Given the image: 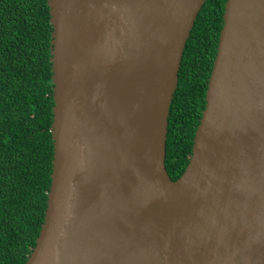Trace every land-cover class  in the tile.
<instances>
[{
  "label": "water",
  "instance_id": "water-1",
  "mask_svg": "<svg viewBox=\"0 0 264 264\" xmlns=\"http://www.w3.org/2000/svg\"><path fill=\"white\" fill-rule=\"evenodd\" d=\"M207 0H48L52 183L26 264H264V0H227L192 156L170 107Z\"/></svg>",
  "mask_w": 264,
  "mask_h": 264
},
{
  "label": "trees",
  "instance_id": "trees-1",
  "mask_svg": "<svg viewBox=\"0 0 264 264\" xmlns=\"http://www.w3.org/2000/svg\"><path fill=\"white\" fill-rule=\"evenodd\" d=\"M227 0H207L187 42L170 107L166 168L177 180L192 156ZM48 0H0V264H26L52 183L54 141Z\"/></svg>",
  "mask_w": 264,
  "mask_h": 264
}]
</instances>
